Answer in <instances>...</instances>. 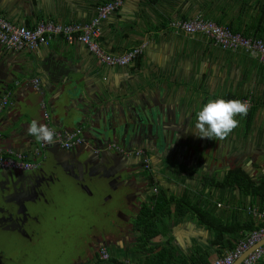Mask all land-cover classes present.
I'll list each match as a JSON object with an SVG mask.
<instances>
[{
  "label": "crops",
  "instance_id": "1",
  "mask_svg": "<svg viewBox=\"0 0 264 264\" xmlns=\"http://www.w3.org/2000/svg\"><path fill=\"white\" fill-rule=\"evenodd\" d=\"M110 1L0 0V17L29 29L45 22L84 24L95 16L98 6ZM195 15L245 38L264 41V0H125L115 14L102 22L99 44L112 56L140 48L141 54L129 66H105L83 45H69L60 39L32 52L7 53L0 47V55L5 58L2 68L9 70L14 64L17 69L15 78L10 69L1 82L0 104L4 98L7 103L0 112V148L29 153L27 157L38 171H47L43 167L47 153L56 150L79 162L72 168L75 173L84 170L86 174L103 177L110 173L109 169L122 172L120 179L109 183V188L91 187L94 193L109 197L112 214L119 208L114 221L119 223L114 225L115 231L106 235L92 232L85 243L87 247L82 248L88 259L84 264H101L92 258L96 248H91L97 242L112 250L114 262L107 264H123L127 257L131 258L127 261L130 263L154 264L159 256L165 257L161 264H206L232 250L231 246L234 248L250 234L224 233L219 238L216 231L199 222L195 208L224 226L261 225L256 213L264 211L263 201L234 186L219 188L216 184L229 171L239 168L256 185L264 184V64L243 51H222L201 35H186L169 27L174 20H188ZM80 77L104 98V105L98 108H105L106 117L115 106L127 112L137 106L153 110L152 117L159 122L158 136L163 135L165 142L161 145L158 141L157 148H150L149 144L140 147L149 158V171L140 160L123 159L114 149L109 150L108 147H122V142L113 136L93 143L100 147L96 149L97 155L86 146L64 150L55 142L38 155L33 154L37 140L29 135L28 127L33 119L46 125L45 113L56 132L66 130L69 136L80 131L84 137L88 135L87 125L78 120L62 129L53 103L63 82ZM33 80H38L40 92L35 94L34 109L23 113L19 108L20 95L36 90ZM14 91L22 94L14 98L10 95ZM219 98L249 99L252 106L246 117H236L239 126L226 139L198 137L197 112L210 99ZM78 101H87L86 91L80 92ZM59 179L73 183V188L82 185L81 196L84 193L83 179ZM158 196L164 200V206L157 209L155 224L147 230V242L142 244L139 216L145 209H154ZM90 204L91 200L80 199L77 209L93 213ZM79 215L86 223L81 218L84 214ZM104 219L100 217V222L107 221ZM120 255L124 259L116 257Z\"/></svg>",
  "mask_w": 264,
  "mask_h": 264
},
{
  "label": "built area",
  "instance_id": "2",
  "mask_svg": "<svg viewBox=\"0 0 264 264\" xmlns=\"http://www.w3.org/2000/svg\"><path fill=\"white\" fill-rule=\"evenodd\" d=\"M125 0H112L95 9V16L84 24L58 25L50 22L39 23L34 28L29 29L21 26H14L0 17V47L10 53L32 52L39 47L48 46L53 40L60 39L66 44L78 43L101 64L108 67H126L135 62L141 54L140 48H134L123 55L112 56L107 54L99 44L100 26L112 14H115L123 5ZM169 27L175 32L186 35H201L209 39L216 47L226 52L243 51L251 58L264 64V41L261 39H248L240 34L232 32L229 28L220 26L210 20L204 19L201 15H195L188 20H174ZM32 84L38 89V80H33ZM9 96V95H8ZM7 96V97H8ZM248 104V111L251 109L249 99H243ZM4 98L0 104V112L6 104ZM43 109L45 107L42 103ZM46 125L54 130L49 122V115L44 114ZM55 132V144L64 150L77 147L82 142L81 132L77 131L72 135H63ZM47 144L39 142V147L44 148ZM39 147L35 148L33 154L38 155ZM119 150L117 146L108 149ZM29 153L12 151L0 148V171H29L36 167L28 159ZM30 155V154H29ZM138 155H141L138 153ZM143 167L149 171L150 161L143 160ZM256 217L261 221V227L250 232V234L239 241L235 247L224 255L206 264H235L242 254L253 248V250L241 261L240 264H258L264 258V211L256 213ZM99 257L102 261H107L110 257L106 248L99 250ZM123 264H134L124 262Z\"/></svg>",
  "mask_w": 264,
  "mask_h": 264
},
{
  "label": "flooded vegetation",
  "instance_id": "3",
  "mask_svg": "<svg viewBox=\"0 0 264 264\" xmlns=\"http://www.w3.org/2000/svg\"><path fill=\"white\" fill-rule=\"evenodd\" d=\"M2 172L10 174H0V264H35L40 254L44 258L43 264L87 263V256L82 252L87 244L75 242L72 238L79 227L85 224L77 213L80 206L78 202L80 199L85 201L82 199L84 193L81 196V188H73L70 186L73 183L66 182L76 194H62L54 186V179L58 177L54 170L48 173L43 168L40 171ZM63 212L72 214L70 218L63 219ZM57 220L61 221L59 225L66 227V233L67 225L72 226L70 220H74L75 227L72 228H76L75 232L68 231L72 233L71 238L70 235L61 234L62 229L57 225ZM109 255L107 261H102L98 250L92 258L95 262L107 264L113 258Z\"/></svg>",
  "mask_w": 264,
  "mask_h": 264
},
{
  "label": "water",
  "instance_id": "4",
  "mask_svg": "<svg viewBox=\"0 0 264 264\" xmlns=\"http://www.w3.org/2000/svg\"><path fill=\"white\" fill-rule=\"evenodd\" d=\"M2 50L4 52H7L5 49ZM4 60L5 58L0 55V97L2 95L1 82H3L4 73L6 72L8 74V71L11 69L10 75L15 78V73L17 72V69H15L16 67L14 64L8 68L9 70H5L4 68H2V65L5 62ZM36 90H29L26 91V93L24 94H22V92L20 93V91L11 92L10 95H12L14 98L17 96L19 97L18 94H22L20 95L19 100V108L21 112L28 113V111L30 112L34 109L36 104L35 94L36 92H40V89ZM81 91L87 92V101H85L84 103H79L78 101L79 94ZM93 91V86L92 88L90 87V85L87 87L81 77L75 79V81H70L66 83L63 82V86L60 87L55 93L56 99H54L53 101L62 129H67V123L74 124L77 120L80 121V123L82 124H86L88 127V135L84 137V133L82 132V142L77 147L80 148L86 146L92 148L94 149L93 152H96V155L98 153L96 149L100 147L96 148V145H93L94 142L102 141L103 138L111 136L118 138L122 142V147H118L119 150L116 151V154L123 159L136 158L140 160L143 166V160H149V158L147 154L142 151L144 150L142 148L146 144H149L150 148H157L159 143L161 145H164L165 142H162L163 135L158 136L159 122L154 117H152L153 110L145 109L142 106H137L134 111L132 109L130 112H127L121 109L117 110V106H115L112 107L111 110H109L110 115L106 117L105 108H98V105H104V98L99 97L100 95L97 91ZM94 100H97V103L94 102ZM15 121L16 120H14L13 123ZM105 125H107V128L105 127ZM65 133L66 130L63 133L61 132L63 137L66 136ZM34 146L35 148H38L39 142H36ZM51 146L52 144H48L44 148L39 147V152H42ZM138 153L141 155H138ZM43 167L47 166L44 165ZM108 171H110V173L106 172L102 177L104 179V183L102 184V186H105L106 188H109V183H112V180L117 181V179H120L122 176V172H120L119 174V171L116 168L109 169ZM0 174L6 176L9 175L10 172H2ZM63 185L64 187L57 188V190H59L62 194H68L69 191L73 190L68 185H65V182H63ZM80 188H82V185L80 186ZM71 194L72 192L68 196H71ZM252 250L253 248H250L249 250L245 251L239 258V260L235 262V264H240L241 261Z\"/></svg>",
  "mask_w": 264,
  "mask_h": 264
},
{
  "label": "rangeland",
  "instance_id": "5",
  "mask_svg": "<svg viewBox=\"0 0 264 264\" xmlns=\"http://www.w3.org/2000/svg\"><path fill=\"white\" fill-rule=\"evenodd\" d=\"M43 158V155L41 156V159ZM47 160L44 162V164H46L47 166V173L48 172H52V170H54V174H57L58 177H60L61 179L63 178L65 181H72L73 179L75 178H80V179H83L85 181V185L84 186V200H91V204H90V207L94 210V214L92 212L88 210H78L79 214H84L81 218L86 222L84 224V226L82 227H79V230L77 232H75V229L76 228H72L73 226L75 227V223H74V220H70L72 222V226L71 225H67V230L70 232H75L76 234L74 235V237L70 234L72 233H66V231H64V225H59L61 223L60 220H57V225L60 226V228L62 229V232L61 234L62 235H67V237H69L70 235V238L72 236L73 238V241H80L81 244L85 245V241L88 240V238L90 237V235L92 234V232H100L104 235H106L108 232H113L115 231V226L114 225H118L119 221L117 222H114L115 219H116V215L118 214L117 211L119 212V208H116L114 214H112V211H111V208H112V205H110V202L107 203L108 201V196L104 195V194H100V193H94L92 191V188L91 187H96V188H99L102 186V184L104 183V179L97 173H92V174H86L84 172V170L81 172H74L72 170V168H74L75 166L79 165L78 163L79 162H75L73 160H71L70 157H68L66 154L62 153L61 151H56L53 152V151H49L47 153ZM66 169L69 170L66 172ZM66 172V173H65ZM58 177H56L54 179V186L55 188H59V187H64L63 185V182H59L58 181ZM65 185H67L65 183ZM59 191V190H58ZM71 194L74 195L75 192L73 190L69 191L68 195ZM58 193V192H57ZM103 201H106V205H104ZM115 205L116 202H113ZM95 212L97 214H95ZM72 214V212L70 213H62V218L63 219H68L70 218V215ZM60 216V217H61ZM95 216V217H94ZM103 219L105 218L104 220H107L106 222H100V217ZM65 217V218H64ZM72 218V216H71ZM86 219V220H85ZM121 222V221H120ZM82 225V222L80 223V226ZM79 236V238L77 237ZM103 243H99L97 242L96 243V246H93L91 248L92 249H95L96 248V253L98 252V250H100L101 248H106L105 245H102ZM107 251L109 254H111V249L108 248L107 246ZM43 252V251H41ZM89 256L92 255L91 253H87ZM112 255V254H111ZM119 260L121 259H124V256L120 255V256H116ZM44 258L41 256H38V262L35 264H43V260ZM127 261H130V257H127L126 258ZM34 262V261H33ZM29 264V263H28Z\"/></svg>",
  "mask_w": 264,
  "mask_h": 264
},
{
  "label": "clouds",
  "instance_id": "6",
  "mask_svg": "<svg viewBox=\"0 0 264 264\" xmlns=\"http://www.w3.org/2000/svg\"><path fill=\"white\" fill-rule=\"evenodd\" d=\"M248 104L239 99L225 100L210 99L196 114V124L200 138L226 139L231 132L239 126L237 116L246 117ZM28 133L34 136L37 142L51 144L54 141L55 132L47 125L33 119L28 127Z\"/></svg>",
  "mask_w": 264,
  "mask_h": 264
},
{
  "label": "trees",
  "instance_id": "7",
  "mask_svg": "<svg viewBox=\"0 0 264 264\" xmlns=\"http://www.w3.org/2000/svg\"><path fill=\"white\" fill-rule=\"evenodd\" d=\"M216 186L219 188L234 186L240 190H244L246 193L251 195V197H254L256 199H260L261 201L264 202V184L263 185H256L252 181V179L240 168L229 171L225 175L224 180L217 183ZM159 206L163 208L164 200L158 196L155 198V205H154V209L152 211H150V209H145V210L141 211V213H140L138 225L142 228V231H141L142 234H141V237L139 238V241L142 244H146V242H147L148 238H147L146 233H147V230L152 228L155 224V219H153V217L157 213V209L160 208ZM178 207H181V205L177 206V208ZM194 208H195V206H194ZM195 210L198 214L199 222H201L203 225L207 226L208 228L216 231L219 235V238L222 237V234H224V233L234 234V233H238L240 231L241 232H245V231L252 232V231L257 230L258 228L261 227V225H258L254 228H250V227L244 228L242 226L239 228L237 224L224 226V225L218 223L217 220H215L211 217H208L206 212L200 210L199 208H195ZM261 210H264V206L261 207ZM204 218H205V220H204ZM154 233H155V231H154ZM230 249H233V247L231 246ZM164 259H165V257L159 256L158 258H156L157 261L154 264H161ZM111 262H114V261L111 260ZM261 264H264V261Z\"/></svg>",
  "mask_w": 264,
  "mask_h": 264
}]
</instances>
